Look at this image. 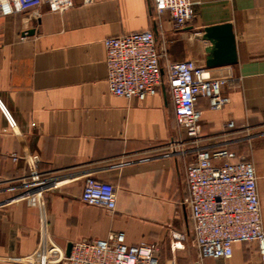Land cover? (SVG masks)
I'll list each match as a JSON object with an SVG mask.
<instances>
[{"label":"crops","instance_id":"obj_1","mask_svg":"<svg viewBox=\"0 0 264 264\" xmlns=\"http://www.w3.org/2000/svg\"><path fill=\"white\" fill-rule=\"evenodd\" d=\"M191 1L182 28L152 0H71L55 11L45 2L0 15V264H62L68 245L110 233L155 244L159 264H260L254 242L226 259L200 258L193 246L192 157L165 149L181 136L166 85L143 101L108 88L106 37L151 30L170 60L207 67L203 28L230 23L237 62L207 67L227 76L228 103L198 99L199 145L226 144L252 163L264 229V0ZM89 176L116 187L114 212L81 201Z\"/></svg>","mask_w":264,"mask_h":264},{"label":"built area","instance_id":"obj_2","mask_svg":"<svg viewBox=\"0 0 264 264\" xmlns=\"http://www.w3.org/2000/svg\"><path fill=\"white\" fill-rule=\"evenodd\" d=\"M45 2L50 11L71 4V0H0V15L17 10L36 11ZM152 10L157 16L168 13L176 28L186 26L192 19L191 0H152ZM103 47L111 94L143 101L166 85L181 136L169 141L165 149L170 152L178 149L192 157L185 166V203L192 227V244L199 257L226 259L232 256L236 243L254 242L260 264H264V229L252 163L235 159L226 144L199 145L197 101L204 98L214 109L226 105L228 98L222 88L227 76L214 75L209 68L191 59L170 60L166 50L157 47L151 30L108 36L103 40ZM227 126L232 127L233 122ZM80 199L112 213L116 209V187L89 176ZM156 250L153 243L127 244L123 233H110L106 239L72 244L62 264H159Z\"/></svg>","mask_w":264,"mask_h":264},{"label":"water","instance_id":"obj_3","mask_svg":"<svg viewBox=\"0 0 264 264\" xmlns=\"http://www.w3.org/2000/svg\"><path fill=\"white\" fill-rule=\"evenodd\" d=\"M202 38L210 43L205 49L207 67L231 65L237 62L235 36L230 23L204 27ZM70 250L71 245H68L66 256L70 254Z\"/></svg>","mask_w":264,"mask_h":264}]
</instances>
